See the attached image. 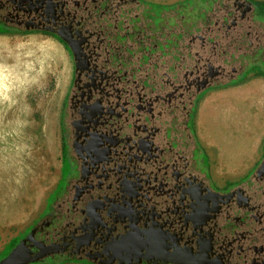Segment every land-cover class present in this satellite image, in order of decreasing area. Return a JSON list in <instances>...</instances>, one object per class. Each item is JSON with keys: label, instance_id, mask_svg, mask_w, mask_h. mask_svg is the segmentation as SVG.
Masks as SVG:
<instances>
[{"label": "flooded vegetation", "instance_id": "flooded-vegetation-1", "mask_svg": "<svg viewBox=\"0 0 264 264\" xmlns=\"http://www.w3.org/2000/svg\"><path fill=\"white\" fill-rule=\"evenodd\" d=\"M168 5L0 0V31L50 35L73 59L59 179L19 241L41 254L29 264H264V156L221 187L191 128L202 92L243 68L229 47L247 36L264 62L262 6L222 0L195 22Z\"/></svg>", "mask_w": 264, "mask_h": 264}, {"label": "rangeland", "instance_id": "rangeland-1", "mask_svg": "<svg viewBox=\"0 0 264 264\" xmlns=\"http://www.w3.org/2000/svg\"><path fill=\"white\" fill-rule=\"evenodd\" d=\"M199 1L183 0L168 6L190 11ZM192 14L184 13L189 20H194ZM0 39L8 41L0 50V179L18 182L22 193L17 198L22 206L35 201L38 209L31 222L28 214L18 223L20 229L13 222L1 225V261L38 219L58 182L63 165V110L73 75V59L63 43L44 33L0 31ZM252 65L264 69L262 61L251 62L248 67ZM210 103L206 102V106ZM209 123L213 128L205 138L199 137L194 120L191 128L200 151V170L220 185L218 179L240 174L232 170L246 163L251 141L241 138L232 114L225 118L211 113ZM253 170L228 184L246 180ZM63 173L66 178L74 173L72 162H66L62 176Z\"/></svg>", "mask_w": 264, "mask_h": 264}, {"label": "crops", "instance_id": "crops-1", "mask_svg": "<svg viewBox=\"0 0 264 264\" xmlns=\"http://www.w3.org/2000/svg\"><path fill=\"white\" fill-rule=\"evenodd\" d=\"M160 4H175L178 1L183 0H146ZM258 2V5L262 6L264 14V0H254ZM196 7L191 12H202L209 4L207 0H200L195 3ZM180 5V4H179ZM217 6V5H216ZM197 12V13H198ZM193 15V14H192ZM198 14H195L196 17ZM195 20V19H194ZM197 20H195L196 22ZM262 30L264 26L262 25ZM8 41L0 39V50L4 48ZM233 56L238 50L233 46L229 48ZM195 47L193 54L195 55ZM238 55V53H237ZM193 58H195L193 56ZM221 59V58H220ZM219 61V60H218ZM216 61V63L218 62ZM255 63V62H254ZM250 63H247L240 71L238 75H235L232 79H223L207 89H205L197 100L194 107V126L197 128V133L200 138H205L209 135L207 132L213 128L209 119L211 113L220 114L222 117H227L228 114H232L233 121L239 125V131L242 133L241 138L250 140L251 144L248 146V158L246 163L240 168H234L240 174L235 176H226L227 178L218 179L221 187L228 185L229 182L239 180L243 175L250 172L258 162L264 156V69L255 65L248 67ZM230 68V64H225ZM234 65L240 66V63ZM249 69H248V68ZM248 71V72H245ZM244 74V75H242ZM241 75L243 76L241 78ZM209 100L211 103L217 101L215 104H209L206 106V102ZM225 123V122H224ZM214 177V176H213ZM6 178V177H5ZM0 179V228L1 225L8 221L13 222L20 229V221L28 217L30 214V222L35 218L38 213L36 202L29 201L26 206H22L20 198L21 185L15 182H5L4 179ZM216 180V178L214 177ZM11 185V188L8 185ZM22 228V227H21ZM9 245V244H8ZM6 245L3 249H5ZM56 264H92L86 262L68 261Z\"/></svg>", "mask_w": 264, "mask_h": 264}, {"label": "trees", "instance_id": "trees-1", "mask_svg": "<svg viewBox=\"0 0 264 264\" xmlns=\"http://www.w3.org/2000/svg\"><path fill=\"white\" fill-rule=\"evenodd\" d=\"M208 2H209V4L210 5H208V8H206L204 11L205 12H208V13H210V14H213V12H215L216 10H217V8L220 6L219 4H221V2H222V0H207ZM257 4H258V2H256ZM217 5V6H216ZM212 7V8H211ZM210 9H213L214 11L213 12H210ZM204 11H202V12H198L197 14V16L194 18V19H196L197 21H200L202 18H203V13H204ZM202 17V18H201ZM4 32V31H3ZM256 43H253V42H251L248 38H247V36H244V38L243 39H241V41L239 42V43H237V44H233L231 47H235L237 50H238V55H237V53H235L234 55L235 56H233L232 55V53L230 52V50H229V48H231V47H229L228 48V55H226V56H223V57H225V59L227 58H229L230 59V61H231V65H234L235 63H240V65L241 66H246V64L247 63H251V62H257V61H259V60H257V59H253L254 58V56L253 55H251L250 53L253 51V49H255L256 48ZM217 46V45H216ZM220 47H221V45H220ZM220 47H214L215 49H214V52H217L218 53V51H220ZM220 60V59H219ZM228 62H226L225 64H229ZM50 263H53V264H56V263H62V261H60V262H50Z\"/></svg>", "mask_w": 264, "mask_h": 264}, {"label": "water", "instance_id": "water-1", "mask_svg": "<svg viewBox=\"0 0 264 264\" xmlns=\"http://www.w3.org/2000/svg\"><path fill=\"white\" fill-rule=\"evenodd\" d=\"M33 232L34 231L31 232L30 236L32 235ZM25 241L26 239H23L21 242H19L16 245V247L5 258H3L0 261V264H29L38 261L41 257V254L40 255L36 254L35 256H32V251L26 246ZM25 249L27 250L26 255L24 254ZM151 251H153L152 248ZM140 262L141 261L139 260L137 261V263ZM125 263L133 264L131 260L121 262V264H125Z\"/></svg>", "mask_w": 264, "mask_h": 264}, {"label": "bare ground", "instance_id": "bare-ground-1", "mask_svg": "<svg viewBox=\"0 0 264 264\" xmlns=\"http://www.w3.org/2000/svg\"><path fill=\"white\" fill-rule=\"evenodd\" d=\"M1 64H2V63H1ZM9 65H10V64H9ZM4 71H5V70H4ZM8 72H9V71H8ZM5 74H6V73H5ZM0 81H2V80H0ZM10 82H11V81H10ZM2 83H3V82H2ZM8 84H9V82H8ZM7 86H8V85H7ZM9 86H10V84H9ZM9 86H8V87H9ZM2 89H3V88H2ZM6 90H7V89H6ZM10 91H11V90H10ZM11 93H12V92H11ZM1 102H2V101H1ZM3 129H4V128H3ZM3 129H2V130H3ZM1 133H2V132H1ZM25 250H26V249H25ZM25 250H24V254L26 255L27 250H26V252H25Z\"/></svg>", "mask_w": 264, "mask_h": 264}]
</instances>
